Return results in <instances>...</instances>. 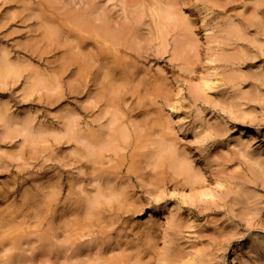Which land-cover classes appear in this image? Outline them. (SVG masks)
I'll list each match as a JSON object with an SVG mask.
<instances>
[{"label": "clouds", "instance_id": "1", "mask_svg": "<svg viewBox=\"0 0 264 264\" xmlns=\"http://www.w3.org/2000/svg\"><path fill=\"white\" fill-rule=\"evenodd\" d=\"M0 264H264V0H0Z\"/></svg>", "mask_w": 264, "mask_h": 264}]
</instances>
